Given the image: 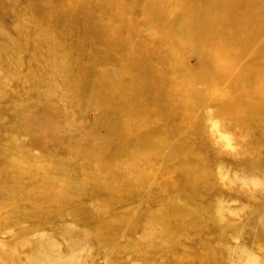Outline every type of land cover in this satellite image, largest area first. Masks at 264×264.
Returning <instances> with one entry per match:
<instances>
[{
    "label": "rangeland",
    "instance_id": "rangeland-1",
    "mask_svg": "<svg viewBox=\"0 0 264 264\" xmlns=\"http://www.w3.org/2000/svg\"><path fill=\"white\" fill-rule=\"evenodd\" d=\"M184 1L0 0V264H264V130L222 109L226 82L187 101ZM209 31L231 62L264 46ZM141 133L162 150L130 157Z\"/></svg>",
    "mask_w": 264,
    "mask_h": 264
},
{
    "label": "bare ground",
    "instance_id": "bare-ground-1",
    "mask_svg": "<svg viewBox=\"0 0 264 264\" xmlns=\"http://www.w3.org/2000/svg\"><path fill=\"white\" fill-rule=\"evenodd\" d=\"M149 1L151 2V0ZM183 2L185 1L182 0ZM188 7L189 5L186 4L185 8L190 11ZM233 10H236L239 14L236 15L237 19L229 24L228 29L231 31L227 33L224 21L230 18V12ZM193 15L195 17L192 16L190 11L183 21V26H187L190 29L189 34L183 35L185 39L189 37L187 39L188 44L186 43L187 51L194 52L198 58L196 68L189 70L185 66L183 67V72L189 76V80L185 84V88L188 89L187 101L190 98L195 101V105H200L207 96V86L211 80L215 81V89L218 88V84L226 82L228 92H233L236 98L233 103L227 98L226 104L223 105L222 109L238 120V124L245 130L244 136H248L249 133L252 135L260 134V131L264 130V83H259V78L264 80V46L261 49L251 48L249 51L239 52L238 60L231 62L224 59H229L228 52L224 55L219 54L217 42L209 29L216 28L218 37L225 36L229 43L233 41L240 48L249 44H263L264 0H197ZM158 17L161 16L158 15ZM199 18H204L206 23H200ZM155 27H160V25L155 23ZM119 44L121 45L120 48H123L122 51L131 47L130 41H120ZM129 58L132 60V65L144 60L137 53H133ZM236 67L239 69H236ZM126 68L127 65L124 69ZM126 72L127 70L124 73L117 71L115 78L122 77ZM139 73V78L142 79V82L137 83L147 86L145 84L147 82L146 74ZM231 78H233L232 81L230 80ZM196 81L202 84V88L193 87ZM115 83L119 82L116 81ZM161 86L165 92L167 89L165 83L162 82ZM223 97L225 98L224 95ZM166 100L169 101V98L167 97ZM142 105L143 103H139L140 107ZM182 105L186 106V103H182ZM168 107L171 106L164 101L163 96V102L157 107V109L162 108V110L161 112L158 111L157 115L162 117L164 115L162 112L168 113ZM102 123L106 122L102 121ZM260 127L263 129L253 132L252 129L258 130ZM168 135L169 131H166L160 139H165ZM152 136L150 133L145 135L143 133L137 134L138 140L144 139L148 144L144 147L134 146L135 149L132 153H129V156L139 157L148 153H156L158 149L162 150V145L159 144L157 149L156 145L151 143ZM190 176L192 177V175ZM188 181L194 180L189 179ZM188 184L192 186L190 183ZM186 208H188L186 203H183V206H178L173 212L177 220L184 224L181 231L186 232L191 227L200 229L201 223L196 221L197 217H199L195 214L196 211H187L185 210Z\"/></svg>",
    "mask_w": 264,
    "mask_h": 264
},
{
    "label": "clouds",
    "instance_id": "clouds-1",
    "mask_svg": "<svg viewBox=\"0 0 264 264\" xmlns=\"http://www.w3.org/2000/svg\"><path fill=\"white\" fill-rule=\"evenodd\" d=\"M225 139H226V138H225ZM227 146H228V147H231V142H228V143H227ZM253 264H255V262H253Z\"/></svg>",
    "mask_w": 264,
    "mask_h": 264
}]
</instances>
